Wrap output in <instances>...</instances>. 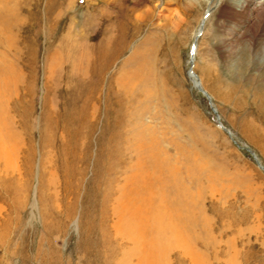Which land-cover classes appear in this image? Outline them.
<instances>
[{
  "label": "rangeland",
  "instance_id": "374dc122",
  "mask_svg": "<svg viewBox=\"0 0 264 264\" xmlns=\"http://www.w3.org/2000/svg\"><path fill=\"white\" fill-rule=\"evenodd\" d=\"M261 1L0 0L19 149L0 184V264H99L105 202L138 161L125 191L144 204L172 213L177 181L194 197L204 264H264ZM160 260L191 264L179 249Z\"/></svg>",
  "mask_w": 264,
  "mask_h": 264
},
{
  "label": "bare ground",
  "instance_id": "6f19581e",
  "mask_svg": "<svg viewBox=\"0 0 264 264\" xmlns=\"http://www.w3.org/2000/svg\"><path fill=\"white\" fill-rule=\"evenodd\" d=\"M258 1L260 0H239V2H236L235 7L241 10L245 8L246 5L251 6L252 4L258 6ZM3 2L7 3L8 0H3ZM261 3H264V0L259 2V4ZM8 15L7 18L9 17ZM12 20L10 21L13 22ZM9 33L11 34V31ZM195 56H196V52L194 53V57ZM75 71L77 72L82 71L81 66L76 68ZM15 75H16L15 66L11 64L9 61H6L4 58L0 57V184H2V182H8L11 177L13 178L12 175H15L14 172L17 173L18 170L17 162L19 158V154H18L19 149L16 148V146L13 144V141L17 136V132L14 130V121L11 119L12 116H11V111L9 109V103L11 97L8 96L9 93H10L9 95L11 96L12 93H14L15 95L16 87L18 85L17 83H15L16 82ZM190 76L193 79L194 76L192 73ZM139 162L140 161L137 162V164L135 165L137 166L136 169L133 171V173H131V177L128 178L127 180L125 179L123 171L118 172L120 175L115 179V182L117 184L114 186V188L112 187L111 189L114 190L116 193H119L120 196L114 201L110 200L109 202H105L104 206L106 207L104 210V215H105L106 224H108V209H110L109 211L111 213V223L113 222L114 223L112 225V236L109 237L108 243L103 247L104 249L98 251L97 256L95 258L96 263L164 264V262L160 260L161 257L162 259L164 257V259L166 260L168 252L171 251V249L174 251L179 249L183 252V254L186 257L189 258L191 264H204L203 256L202 254H200L198 249V245L203 243L201 242L200 237L195 233V224L198 222V218H192L193 216H191V214L193 213L192 202L194 201V197L192 195L190 196L188 190L186 191V189H183L185 190L184 192L182 189H181L182 192L179 191V188H177V186L183 188L182 185L180 183L178 184L177 180H176L177 182L174 184L173 181H171L172 180L171 179L170 181L172 185L174 184L175 187L173 188L175 189V194H173L172 188H170L171 189L170 191L174 195L170 197L172 198V200H170L169 203L170 206H172L171 208L172 213L168 212L169 209L167 211L166 207H168L169 205L165 207L166 205L165 203H162L161 207L165 208L166 212L155 211V201L153 200V202H148L151 201L152 199L151 197L148 200H146L147 202L144 204L139 200L138 196H134L137 195L136 191H132V192L125 191L127 189V184L129 182L132 181L133 183H137V184L139 182V172H138L140 168ZM152 169L153 167L150 170ZM85 173L86 172L80 173L81 179L84 178ZM103 174L106 175V173ZM168 177H172V176L169 175ZM165 180L168 181V179ZM167 181L164 182L166 183V185H168ZM151 184H154V182H152ZM104 185H105L104 189H106V185H107L106 181H104ZM166 185H164L165 190H166ZM168 190L169 189L167 188V191ZM105 191H107V189ZM164 192L163 194L160 193L158 194H160V196L161 195L163 196L165 195ZM183 197L186 198L191 197L190 202L186 203ZM172 216H175L174 217L175 221L172 222L173 225L170 226V222H167L168 220L165 218H169ZM155 221H156V226H155ZM109 246L110 248H112L110 249V252L108 248Z\"/></svg>",
  "mask_w": 264,
  "mask_h": 264
}]
</instances>
